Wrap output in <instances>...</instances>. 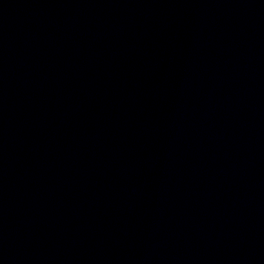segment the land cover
<instances>
[{
	"label": "water",
	"instance_id": "obj_1",
	"mask_svg": "<svg viewBox=\"0 0 264 264\" xmlns=\"http://www.w3.org/2000/svg\"><path fill=\"white\" fill-rule=\"evenodd\" d=\"M0 264H264V0H0Z\"/></svg>",
	"mask_w": 264,
	"mask_h": 264
}]
</instances>
